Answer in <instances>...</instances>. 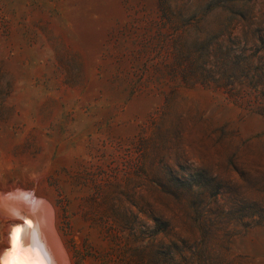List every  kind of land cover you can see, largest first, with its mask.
Instances as JSON below:
<instances>
[{"label": "rangeland", "instance_id": "374dc122", "mask_svg": "<svg viewBox=\"0 0 264 264\" xmlns=\"http://www.w3.org/2000/svg\"><path fill=\"white\" fill-rule=\"evenodd\" d=\"M261 72L264 0H0V193L70 264H264Z\"/></svg>", "mask_w": 264, "mask_h": 264}, {"label": "bare ground", "instance_id": "6f19581e", "mask_svg": "<svg viewBox=\"0 0 264 264\" xmlns=\"http://www.w3.org/2000/svg\"><path fill=\"white\" fill-rule=\"evenodd\" d=\"M23 193L22 189L0 193V216L10 221L7 245L0 249V264H70L64 243L55 231L53 211L42 199L35 204ZM18 219L23 226L17 225Z\"/></svg>", "mask_w": 264, "mask_h": 264}, {"label": "trees", "instance_id": "16d2710c", "mask_svg": "<svg viewBox=\"0 0 264 264\" xmlns=\"http://www.w3.org/2000/svg\"><path fill=\"white\" fill-rule=\"evenodd\" d=\"M263 75L260 77V80L262 81L264 85V72H261ZM262 93L264 94V86H262Z\"/></svg>", "mask_w": 264, "mask_h": 264}, {"label": "water", "instance_id": "95a60500", "mask_svg": "<svg viewBox=\"0 0 264 264\" xmlns=\"http://www.w3.org/2000/svg\"><path fill=\"white\" fill-rule=\"evenodd\" d=\"M29 195L33 198V196H32L31 194H29ZM20 225H21V226L24 225L22 221H21ZM7 250H9V249H7ZM7 250H6V251H7Z\"/></svg>", "mask_w": 264, "mask_h": 264}]
</instances>
